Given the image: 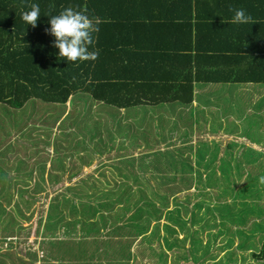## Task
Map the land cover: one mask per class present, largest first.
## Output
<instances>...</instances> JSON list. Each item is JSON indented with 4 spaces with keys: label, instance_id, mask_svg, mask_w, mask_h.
Masks as SVG:
<instances>
[{
    "label": "trees",
    "instance_id": "trees-1",
    "mask_svg": "<svg viewBox=\"0 0 264 264\" xmlns=\"http://www.w3.org/2000/svg\"><path fill=\"white\" fill-rule=\"evenodd\" d=\"M173 1L175 8L180 7L182 3H184V0ZM191 1L192 0H187L188 9L182 11L184 13L177 24V27H181L186 23L189 24L187 26L189 29L188 35L184 36V38L188 37L189 53H182L175 47L167 48V46L159 53L143 45L138 47V50H141H139L142 54L141 59L151 61L157 58V60L153 66H150L149 63V66L136 67L133 64L130 66H121L124 61L139 59V56L132 55L128 50V48H130L131 39L130 36L123 33L128 31V29L131 30L135 24L145 26V22L147 25L156 22L157 24H164L167 26L166 23H162L161 20L156 19L152 21L150 18L146 19L143 16H133L130 14L135 11H143L142 3L144 0H142L140 4H138L137 0H0V107L5 108L6 106H10L20 108L23 105V107H25L27 103L34 102L33 99L54 103H65V101L69 99V101H71V106H74L73 109L77 108L76 103L79 100L84 103V106L90 104L89 101L91 104L95 102L99 109H103L101 112L106 113V119H108L111 125L114 122L117 123L119 120L116 125L118 128L115 127V133L112 135L110 134L111 141L113 142L114 138L117 136L124 138L129 133L130 127L136 126L137 130H142L144 125L147 124V120L149 121L146 117L137 116L133 117L134 120L132 122H126V125H124L123 123L125 122H122L119 118L121 108L127 109L135 106H147L152 109L153 106H160L163 103L174 101L182 104H191L193 100V81L225 82L231 80L239 82V76L228 78L230 77L228 74L229 71L225 72L224 69L220 71L201 69L202 67L198 64L201 56L209 57L212 61L216 59V50H218L216 45L219 46V44H216V37L219 36L221 31L229 28H231V38H234L239 43V50L249 52L248 57H245L246 60L258 68L255 70V74L248 72L244 75L245 81L250 80V82L264 83V0H231V7L233 9H244V2L250 7L249 10L251 11L250 15L252 20L248 23L232 24L228 22L230 21L229 18L215 20L209 16L211 10H205L203 14L205 18L202 17L198 25L197 23L195 24V19L197 18L192 16L190 10L193 6ZM205 1L208 3L209 9H211L213 7L212 0ZM217 1L225 2L226 5L229 3V0ZM33 2L37 3L40 8V16L37 18L35 27L26 25L20 18V12L28 10ZM190 5L192 6L190 7ZM69 7L77 11L84 10L85 14H87L90 19L97 18L99 20L97 25L99 30L93 33L94 43L88 46L89 51H98L94 60L71 62L66 61L63 57L57 56L58 49L52 44L54 37L45 32V29L49 27L48 17L45 16V14L56 15L64 8ZM121 14L130 16L125 18V15ZM231 15L232 13L229 16L231 17ZM169 19L170 16L168 19L166 15L164 16V21ZM191 19L194 20L192 21ZM201 40L204 41L201 42ZM187 74L188 80H186ZM234 98L235 99L231 102V106L235 102L238 103L244 100L246 106L249 107L250 103L248 101H250L251 98L242 95L240 91L237 92ZM84 106H82V108H84ZM219 106L217 105L219 109H224V114L227 115L225 110L231 106ZM263 107L264 105L255 109L262 111L261 109ZM196 108V111H194L196 114L194 120L197 122L198 118H200V120L203 119V126L217 133L218 130L210 127L218 123L219 118H216L219 117V110L217 111L216 108H214L215 111L210 113L209 111L199 110V107ZM96 112L99 113L100 111ZM90 114L91 112L87 111L84 116H89ZM98 118H101V116L96 114L88 121L92 123L93 129L100 124ZM83 119L85 120V118ZM227 119L226 116L225 121ZM229 121L231 122V120ZM160 124L153 123V128L157 129ZM97 130L98 128L96 131ZM145 131L146 129H143L140 132V134L144 136L142 144L143 146H149L150 142L147 140L148 138L146 135H144ZM90 141L92 142L91 137ZM251 143L256 144L252 141ZM240 146H248L249 148L251 146L261 151V149L252 144L245 145L244 143H238L232 140L225 144V155L221 156L218 161L222 162L223 157L229 158L233 156L237 158ZM197 152L198 149L195 150V155H197ZM154 154L163 153L158 150V153L152 152V156L149 153H142L139 155L140 157L138 160L140 161V165L136 170L140 169L142 173V167H148L142 166L143 164L145 165L146 163L148 164L158 159L156 163H152L153 167H151V170H155V176L152 178L157 184L150 182L148 177L139 174L138 171H135L129 179L126 178L124 172L121 171L120 174L124 179L121 181L122 190L120 193H114L112 188H110V184L105 182V184L108 185L105 190H98L95 196H89L88 193L83 192V189H80V186L87 190V188L92 189L95 185L89 184L90 182L81 179L71 187L77 200H71L69 198H63L61 200L59 196H55L54 200L49 203L47 211H50V213L48 216L53 219L60 218L58 217L61 211V209L58 208L61 206L60 204L67 205L69 208H74L76 210L81 206V208L86 210L87 214H90V219L83 220L82 218L80 220V222H84L86 226L85 233L92 231L91 233L100 234L101 229L98 223L95 222L94 219H91L96 216V213H99L97 221L103 226L110 224L109 229L114 227L111 233L116 230H121L123 227H127L130 228L129 232L136 233L135 236H140V239L151 242L155 238L160 237V251H157L154 255L157 256L158 260L165 261L167 258L166 250L171 249L174 245L180 246L182 243L188 242L192 251L205 247L202 246L198 236V228H193V225H217V223L210 224L205 215L191 218L186 215L187 211L191 215V210L195 209L196 211H200L205 208V214L210 213L208 203L215 195L218 202H215V205L212 206L233 218L234 214L228 211L232 204L238 205L240 207L239 210L246 209L247 207L251 208L249 204L250 201H246L245 197L264 195V191H260L261 184H255L256 180H253L255 177H252L253 179L250 178L247 185H241L236 189L231 187L225 179L220 181L219 178H208L212 179L210 183L216 184V187L208 189L202 185L203 179L201 178H206L205 176L202 174V177L197 178H192V175L191 177L189 176L190 174L187 173V167H185L186 165L191 166L189 163L186 164L183 160L178 159V163L173 162L170 164L171 167H163L162 165L164 162L160 161L159 157ZM200 157H202L201 159L205 162L203 164L207 165L208 163L209 165V162L212 163L216 158V154L210 161L208 160L209 162L206 159L205 152ZM64 161L69 162V159ZM122 162L125 163V161ZM194 162L198 164L195 159ZM253 162H256V160ZM156 166H162L161 170H158ZM61 168L64 169L62 166ZM48 169H50V166ZM48 169L46 172L47 178ZM211 170L214 171L213 168ZM21 177L20 174L8 178L0 177V228L3 226L4 217L7 215L5 201L10 203L9 199H14L16 203L17 197L23 199V196L26 195L25 193L30 191V189H28L30 184L28 181L24 184L20 182ZM56 177L57 175L53 174L51 178L48 179L54 181ZM43 178V176L42 178H33V187L36 186V190L44 188L39 182V180H43ZM143 180H146L148 184L144 183ZM217 182H225V184L220 187ZM109 183H111V181H109ZM163 183L170 185L162 188L159 184ZM19 184H22L26 189L17 191ZM132 186H135V188L132 189ZM148 186L149 188H147ZM192 186L195 191L192 194L194 197H191L192 195L190 194H184L181 199L174 198L171 203L169 202L168 196H173L175 193L174 191H180L183 190V188L184 190H189ZM147 189H149V191H147ZM229 190L232 191L231 197H236L232 202L224 201L227 199L226 195L228 193L226 194V192ZM12 191L17 192L16 197L13 196ZM136 194L138 200L136 199L137 201L131 203V199L133 196H136ZM91 198L93 200H90ZM33 199L34 194L32 197L29 192L26 200L33 201ZM191 199L195 200L191 201ZM189 203H191V205L188 207ZM131 208L130 214L127 215ZM101 209H103L102 212ZM141 209L150 212V215H142L140 217V219L146 223L128 221ZM13 210V213L15 215L17 214L18 218H29L16 208H13ZM113 210L115 211L114 213H108ZM161 213H163L167 220L163 225L159 223ZM60 220L67 224L70 223L67 222L68 220H65V215L60 218ZM77 221H79V219H75V223ZM152 221V225H149ZM13 222H15L16 225V221L12 215L9 221L10 226L9 224L4 225V234H9L15 229L12 227L14 224ZM263 224L253 222L251 228L263 232ZM161 228H163L162 234H160ZM179 230L182 234L180 237H177ZM236 233L244 238H249L248 246L256 247V251L250 253L252 258L257 260L264 258V239L256 246L255 242L250 239V235L245 231L243 232L240 228H237ZM44 238H46V236ZM120 239L122 246H120V255L118 256H120L121 259H127L129 254H131L129 251L131 245L130 241L127 242V239H125L122 234L119 235V241ZM91 241L94 242L91 252L88 254L85 253V256L80 255L81 260L83 259L82 257L85 259L91 258L94 253L100 250V247H104V244L101 246L97 245L101 244L100 241H104L109 247H111L112 244L111 238L105 239L102 235L93 236ZM60 242L62 241L50 243L56 246L55 244ZM82 242L86 243L84 238H82V241L78 244ZM73 244H76V241L73 242ZM112 248H115L114 245ZM115 251L116 248L114 249V252ZM44 252L45 255L43 254L42 258L44 261L43 264H66L67 262L65 260V255L53 256L46 248L42 253ZM99 252H101L100 255L105 253V251ZM33 253V258H35L36 254L34 251ZM1 255H11L12 261L14 259V253H2ZM191 256L193 257L195 255L191 253ZM74 257L75 255L72 258Z\"/></svg>",
    "mask_w": 264,
    "mask_h": 264
},
{
    "label": "rangeland",
    "instance_id": "rangeland-1",
    "mask_svg": "<svg viewBox=\"0 0 264 264\" xmlns=\"http://www.w3.org/2000/svg\"><path fill=\"white\" fill-rule=\"evenodd\" d=\"M258 92L261 91L250 95L249 107L246 106L244 100L238 102L236 108H234L235 103H233L230 108L235 110L234 114L233 109L226 108L225 113L227 115H225L224 109L220 108L218 116L222 114L223 116L219 119L216 118L220 123H215L210 128L224 129L225 131L217 133H214L211 129L203 132L205 129L203 119L198 118L197 122L194 120L196 115L194 111L197 109L196 100L192 101L191 104L195 107H190L193 113L188 104L184 105L180 102L170 103L171 110H159L161 112L157 113H154V111L147 113L146 111L142 117H146L149 121L147 120V124L144 125L142 130L146 129L144 135L150 142L149 146L141 145L144 136L140 134L142 130H137L136 127H130L129 133L124 138L117 136L112 142L110 134L115 133V127H117L119 120L111 125L106 119V113L101 112L103 109H99L95 102L91 104L89 101L90 104L84 106V103L79 100L76 103L77 108L73 109L74 106H71L69 99L65 103L33 99L34 102L27 103L25 107H23L24 105L20 108L0 107V177L8 178L20 174L22 176L20 182L24 184L28 181L30 184L29 192L32 197L34 194L33 201L26 200L29 192L25 193L23 199L15 198L16 203L14 199L9 198L10 203L5 201L7 215L4 217L3 226L0 228V264H43L42 258L45 252H42L45 248L53 256L65 255L66 264H123V262L124 264H264V258L257 260L251 257L250 253L256 251V247L248 246L249 238H244L236 233L237 228H240L243 232L245 231L250 235V239L255 242L256 246L264 239V231L259 232L251 228L253 222L262 224L264 222V195L245 197L246 201H250L251 208L247 207L239 210L238 205L232 204L228 211L234 214L233 218L213 207L215 202H218L214 194L212 200L208 203L210 213L205 214V208L200 211L193 209L191 215L187 211L186 215L191 218L205 215L210 224L217 223V225H193V228H198V236L202 246L205 247L192 251L188 242H184L180 246L174 245L171 249L166 250L167 258L165 261L158 260L157 256L154 255L157 251H160V237L151 242L140 239V236H135L136 233L129 232L130 228L127 227L111 233L114 227L109 229L110 224L103 226L97 221L99 213H96V216L91 219L98 223L101 229L100 234L91 233L92 231L85 233L86 226L80 220L82 218L83 220L90 219V214H87L81 206L76 210L60 204L61 206L58 208L61 211L58 217L62 218L65 215V220H68L69 224L61 221L60 218H50L48 216L50 211H47L49 203L54 200L55 196H59L61 200L63 198L77 200L71 187L81 179L95 185L92 189L87 188V190L80 186V189H83V192L88 193L89 196H95L98 190H105L108 187L105 182L110 184V188L114 193H120L122 190L121 181L124 179L120 174L121 171L128 179L132 177L135 171H138L139 174L148 177L150 182L157 184L152 178L155 176V170H151V167H153L152 163H156L158 159L143 164L142 166L148 167H142V173L140 169H136L140 165L139 155L149 153L152 156V152L158 153V150L162 151L163 154L154 155L164 162L163 167H171L170 164L181 159L186 164L191 165L185 166L190 177L192 175V178H197L203 175L207 178L202 177L201 179H203L202 185L208 189L216 187L215 183H210L212 179L208 178H219L220 181L225 179L231 187L236 189L241 185H247L248 180L255 177L253 180H256L255 184L259 185L256 178L264 175V107L261 109L262 111L255 108L264 105V90L260 94H256ZM201 100L204 103L212 102L210 98L204 96ZM207 110L210 113L215 111L212 106ZM87 111L91 114L84 116ZM96 111L100 112L97 113ZM96 114L101 116V118H98L100 124L93 129L92 123L88 121ZM135 114L140 113L137 111ZM156 114L160 116L157 117ZM130 115H132L131 111ZM226 116L228 119L225 121ZM119 118L122 119V117ZM130 118H125L126 122L134 120L133 115ZM230 118L237 123L230 122ZM126 122L123 124L126 125ZM153 123L161 124L155 129ZM224 132L228 135H222ZM217 136L220 137L214 138ZM213 139L216 140L215 144H213L214 141H211ZM228 140L248 144L252 141L257 144L256 146L261 151L251 146L250 148L240 146L239 149L237 148V158L233 156L223 157L222 162L218 161V154L224 152L223 149ZM196 149H198L197 155L194 153ZM204 152L207 161H210L216 154V158L212 163L208 161L209 165L208 163L207 165L203 164L205 162L200 157ZM66 159H69V162L64 161ZM194 159L197 160L198 164H193ZM254 160L256 162H253ZM122 161H125V163ZM49 166L50 169H48ZM162 166L156 167L161 170ZM212 168L214 171L211 170ZM47 169L48 178H51L53 174L57 175L54 181L47 178ZM42 176L44 178L43 180L40 179L39 182L44 188L36 190L37 187H33V178H42ZM143 181L148 184L146 180ZM217 183L220 187L225 184V182ZM168 185L170 184H159L162 188ZM131 188L134 189L135 186ZM25 189L22 184L17 187V191ZM260 191H264V185H260ZM12 192L13 196L16 197L17 192ZM174 192L173 196H168L170 203L174 198L181 199L182 195H192L195 191L192 186L189 190L183 188V190ZM226 194L227 199L224 201L232 202V200H235L236 197H231L232 191L229 190ZM136 199L137 194L133 196L131 203L138 200ZM195 199H191V201ZM189 205L191 203L188 204V207ZM13 208L20 210L29 218H18L17 214L13 213ZM132 208L129 209L127 215L130 214ZM114 212L113 210L108 213L112 214ZM12 215L16 221V225L15 222L12 225L15 229L9 234H4V225L9 224ZM142 215H150V212L141 209L128 221L146 223L140 219ZM75 219H79V221L75 223ZM166 221L163 213H161L160 225H163ZM152 223L153 221L149 225H152ZM161 229L160 234L163 232V228ZM95 234L97 236L102 235L105 239L111 238V247L107 243L105 244L104 241H100L101 244L97 245L104 244V247H100L99 251H105V255H100L101 252L98 251L91 258H88L89 260L84 257L81 260L80 255L85 256V253L91 252L94 243L91 240L93 236H96ZM120 234L131 244L129 247L131 254L127 259H121L118 256L120 255V246H122L121 239L119 241ZM181 234L182 232L179 230L177 237H180ZM45 236L46 238H44ZM82 238L86 243L78 244L82 241ZM59 241L62 242L55 244L56 246L51 244ZM75 241L76 244H73ZM113 245L116 248L115 252V248H112ZM33 251L36 254L35 258H33ZM2 253H14L13 261L11 255L2 256ZM191 253L195 256L192 257ZM74 255L75 257L72 258Z\"/></svg>",
    "mask_w": 264,
    "mask_h": 264
},
{
    "label": "crops",
    "instance_id": "crops-1",
    "mask_svg": "<svg viewBox=\"0 0 264 264\" xmlns=\"http://www.w3.org/2000/svg\"><path fill=\"white\" fill-rule=\"evenodd\" d=\"M138 4L142 2V0H137ZM193 6L191 7V13L192 16H195V24H200V21L202 20V17L205 18L203 15L205 10H211L209 13V16L212 17L215 20L226 18L230 19L229 16L231 12L229 11V8L231 7V0H229L228 5L225 4V2L212 0L213 7L209 9V5L205 0H192L191 1ZM216 2V3H215ZM174 1L173 0H144L142 3L143 11H135L130 13L133 16H143L146 19L150 18L152 21L154 20H161L162 23H166L167 26L164 24H157L156 22H152L151 24L147 25L145 22V26L141 24H135L131 30L128 29V31H125L123 34H126L130 36L131 44L129 45L130 48L128 50L131 52L132 55L139 56V59H132L128 61L122 62L121 66H130L131 64L135 65L136 67H142V66H153L156 62V59H152L151 61H146L144 59H141L142 54L139 52L138 47H141L143 45H146L148 49L152 51H158L161 53L163 49H165V46L167 48L175 47L177 50L181 51L182 53H189V42L188 37L184 38V36L188 35V23L181 27H177L178 22L181 20L182 15L184 12H182L185 9H188L187 6V0H184V3L180 7H174ZM243 6L245 7V11L250 14L251 11L249 10L250 7L247 6V3L244 2ZM232 8V7H231ZM125 15V14H121ZM167 16V19L170 16L169 20L164 21V16ZM130 15H125V18ZM192 21L194 19H191ZM226 21V20H223ZM231 28L227 30L221 31L219 36L216 38V44H219V46L216 45V59L212 61L209 59V57L201 56L200 62L198 63L202 68L201 69H210L213 71H220L224 69L225 72L229 71L228 74L230 78H233L235 76H239L240 80L239 82L236 81H225V82H214V81H193V102L196 100L197 104L196 107H200L199 110H205L212 106L216 108L218 111L219 106L225 107L226 105L231 106V102L233 101L234 96H236L237 92H241L242 95L250 98L251 94H254V92L257 91H263L264 90V83L263 82H250V80L245 81L244 75H246L248 72L251 74H255V70L258 69L256 66H253L251 62L247 61L245 57H248V51H240L239 50V43L234 38H231ZM236 34V32H235ZM145 37V38H144ZM204 40H201L203 42ZM141 51V50H140ZM204 55V54H203ZM186 80H188V74L186 75ZM261 92H258L256 94H260ZM202 96L208 97L212 100V102H202L201 98ZM261 98V96H259ZM224 101V103H223ZM218 104H217V103ZM170 103H177V101L174 102H166L163 103L160 106H153L152 109L147 106H135L133 108H121L120 117H122L121 121L126 122L125 118L131 119L130 117L133 115V117L142 116L147 111V113H150L154 111V113L171 110L170 109ZM236 103V102H235ZM182 104V103H181ZM192 104V103H191ZM188 104V107H192L195 105ZM186 105V104H184ZM237 103L235 104L236 108ZM219 106V107H220ZM191 110V108H190ZM130 111L132 112V115H130ZM138 111L140 114H135ZM134 113V114H133ZM234 114V110H233ZM232 114V115H233ZM135 115V116H134ZM216 115V114H215ZM159 117L160 115H157ZM223 116L220 115L219 117ZM217 117V118H219ZM124 119V120H123ZM158 120V119H157ZM232 122L237 123L233 119H229ZM135 126V125H134ZM136 127V126H135ZM137 128V127H136ZM209 128H205L203 132L208 131ZM212 131V130H211ZM225 131L224 129L218 130V132ZM222 135H228L225 134V132ZM231 137V135H229ZM220 136L214 137L219 138ZM211 141H214L213 144H215L216 140L213 139ZM232 141L228 140L227 142ZM234 141V140H233ZM226 142V143H227ZM143 143V142H142ZM225 143V144H226ZM245 145L248 143L243 142ZM250 145H254L256 147V144L249 143ZM143 146V144H141ZM224 150V149H223ZM219 158L221 156H224L225 153L222 152L221 154H218ZM218 158V156H217ZM193 164H195L193 160Z\"/></svg>",
    "mask_w": 264,
    "mask_h": 264
},
{
    "label": "clouds",
    "instance_id": "clouds-1",
    "mask_svg": "<svg viewBox=\"0 0 264 264\" xmlns=\"http://www.w3.org/2000/svg\"><path fill=\"white\" fill-rule=\"evenodd\" d=\"M232 13L230 23L245 24L252 20L243 8H229ZM40 16L39 5L31 3L30 8L20 12V18L26 25L35 27L37 18ZM48 17L49 27L46 33L54 37L53 46L58 49L57 56L63 57L66 61L77 62L84 60H94L98 51H89L88 46L94 43L93 33L99 29V20L90 19L84 10L64 8L56 15L45 14ZM257 182L264 185V175L257 178Z\"/></svg>",
    "mask_w": 264,
    "mask_h": 264
}]
</instances>
